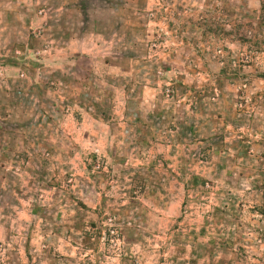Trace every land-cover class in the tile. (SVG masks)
<instances>
[{
    "label": "rangeland",
    "instance_id": "obj_1",
    "mask_svg": "<svg viewBox=\"0 0 264 264\" xmlns=\"http://www.w3.org/2000/svg\"><path fill=\"white\" fill-rule=\"evenodd\" d=\"M0 4V264H264V0Z\"/></svg>",
    "mask_w": 264,
    "mask_h": 264
},
{
    "label": "crops",
    "instance_id": "obj_2",
    "mask_svg": "<svg viewBox=\"0 0 264 264\" xmlns=\"http://www.w3.org/2000/svg\"><path fill=\"white\" fill-rule=\"evenodd\" d=\"M4 21L5 20L3 18V11L1 8V4H0V35L2 34V31L6 27V24L4 23ZM74 38L75 39L73 38L69 39V44H70L69 49L71 52H73V54L76 57L86 56L92 59L99 58L98 61H96L97 65L96 66L94 65L93 70H95V67L97 66L104 65L108 67L109 73H111L110 72L111 69H113V71L116 72V74H119L122 72V68L118 64H113L112 66L106 64L104 61V58L101 57L103 56V54H100L94 51L93 47L90 48L89 43L86 42V38L84 37H80V38L74 37ZM126 101L127 100H116V103L126 104ZM118 115L113 114L111 115L110 118H107V120H105L103 117L95 113H84L83 112V114H81L82 118L80 119V123H79L80 128L78 132L80 135L84 133L86 136L92 138L94 141L92 143V146H96L97 151L104 153L105 151L108 150L109 152L112 153V155H114L116 152L119 151L120 143L125 145V136L129 134L127 127H125V121L128 119L129 115L125 113H122L119 116ZM86 121L92 122L91 124H93L94 126H97V129L96 128L89 129L87 123H85ZM105 121H107L108 123V125L104 124L107 128L106 129L101 128L98 131V127L103 125ZM110 121H113V126L109 124ZM121 122L124 124H121ZM116 124L117 126H121L122 129L118 128ZM121 137L123 139H121ZM104 138L106 142L105 146L104 144L101 143V140H104ZM76 150H79V148ZM206 164H208V167L210 169L213 168V163L210 160L206 162Z\"/></svg>",
    "mask_w": 264,
    "mask_h": 264
}]
</instances>
